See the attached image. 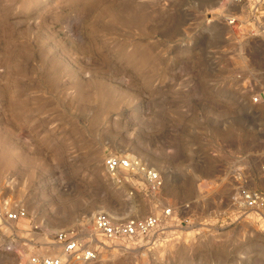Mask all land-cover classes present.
I'll return each mask as SVG.
<instances>
[{
  "label": "rangeland",
  "instance_id": "obj_1",
  "mask_svg": "<svg viewBox=\"0 0 264 264\" xmlns=\"http://www.w3.org/2000/svg\"><path fill=\"white\" fill-rule=\"evenodd\" d=\"M109 156L142 160L162 186L109 176ZM263 164L264 37L244 7L0 0V207L26 215L0 221V264L61 255L55 235L87 241L98 212L168 208L163 241L98 239L95 259L65 264H264V209L236 199L264 193Z\"/></svg>",
  "mask_w": 264,
  "mask_h": 264
},
{
  "label": "built area",
  "instance_id": "obj_2",
  "mask_svg": "<svg viewBox=\"0 0 264 264\" xmlns=\"http://www.w3.org/2000/svg\"><path fill=\"white\" fill-rule=\"evenodd\" d=\"M226 6L234 5L244 9L254 18L256 32L264 37V0H223ZM223 21L228 25L237 23L238 18L226 12ZM261 97L253 98L257 103ZM106 173L117 178L122 176L134 185L135 190H144L154 193L162 186L161 176L136 157L109 156L104 161ZM260 174L264 180V164L260 167ZM237 202L245 209H264V193L258 190H249L243 187L238 188L236 195ZM183 211L188 209L187 205L181 207ZM23 209L8 210L6 206L0 207V221L18 222L25 218ZM172 209H164L159 214L149 215L144 218H128L115 220L104 212H98L93 217V230L87 241H82L80 234L68 229L60 231L55 235V244L61 249V255L38 257L31 255L28 264H65L66 260L75 262H88L97 256V248L91 245L102 239L105 242L113 243L124 241L135 243L145 241L147 244L155 245L161 239L166 223L174 222Z\"/></svg>",
  "mask_w": 264,
  "mask_h": 264
}]
</instances>
